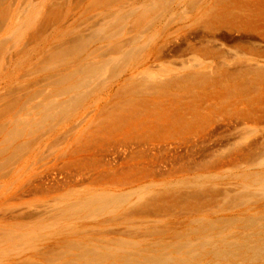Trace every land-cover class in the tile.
Returning a JSON list of instances; mask_svg holds the SVG:
<instances>
[{"label":"rangeland","instance_id":"obj_1","mask_svg":"<svg viewBox=\"0 0 264 264\" xmlns=\"http://www.w3.org/2000/svg\"><path fill=\"white\" fill-rule=\"evenodd\" d=\"M85 247L264 264V0H0V264Z\"/></svg>","mask_w":264,"mask_h":264},{"label":"bare ground","instance_id":"obj_2","mask_svg":"<svg viewBox=\"0 0 264 264\" xmlns=\"http://www.w3.org/2000/svg\"><path fill=\"white\" fill-rule=\"evenodd\" d=\"M102 196L99 201L103 202ZM236 245V244H231ZM246 244L238 245V247H244ZM231 247H226V249H230ZM80 263L81 264H111L108 262V258L111 257L110 254L102 253L101 251L96 250L92 247H85L80 250ZM220 254V253H219ZM114 264H142V263H158L161 262L163 264L167 263L166 260H162L160 256H149L147 257V254L145 255H139L134 253H119L114 254L113 256Z\"/></svg>","mask_w":264,"mask_h":264}]
</instances>
